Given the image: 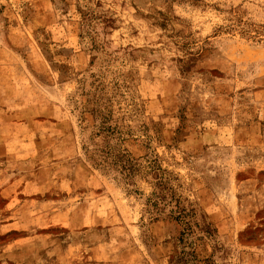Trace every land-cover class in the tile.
I'll list each match as a JSON object with an SVG mask.
<instances>
[{
    "label": "rangeland",
    "instance_id": "374dc122",
    "mask_svg": "<svg viewBox=\"0 0 264 264\" xmlns=\"http://www.w3.org/2000/svg\"><path fill=\"white\" fill-rule=\"evenodd\" d=\"M114 147L216 230L189 264H264V0H0V264H182Z\"/></svg>",
    "mask_w": 264,
    "mask_h": 264
},
{
    "label": "trees",
    "instance_id": "16d2710c",
    "mask_svg": "<svg viewBox=\"0 0 264 264\" xmlns=\"http://www.w3.org/2000/svg\"><path fill=\"white\" fill-rule=\"evenodd\" d=\"M102 126L99 128L100 133H115V131L106 126L105 122H102ZM102 159L95 164L101 168H107L115 172L117 179L121 180L124 184L130 187L135 179L139 175L153 176V192L148 199V206H150L153 214L160 215L166 209H170V217L178 222L181 230L179 242L183 248L178 253L176 261L182 264H189L192 261V257H195V244L196 241L202 240L204 236L209 239H213L216 235V230L212 229V225H207L205 230L198 234L197 229L200 226L194 221L196 216L195 211L189 209L181 197H179L170 186V173L166 172L160 166L158 159L149 161V165L143 166L134 158L130 153L120 148H108L101 151ZM151 213V212H150ZM191 249V251L189 250Z\"/></svg>",
    "mask_w": 264,
    "mask_h": 264
}]
</instances>
